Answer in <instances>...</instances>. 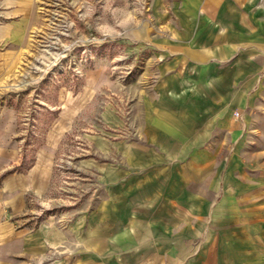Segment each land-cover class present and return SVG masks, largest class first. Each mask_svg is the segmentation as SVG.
Listing matches in <instances>:
<instances>
[{
  "label": "rangeland",
  "instance_id": "374dc122",
  "mask_svg": "<svg viewBox=\"0 0 264 264\" xmlns=\"http://www.w3.org/2000/svg\"><path fill=\"white\" fill-rule=\"evenodd\" d=\"M201 1L0 0V13L15 5L29 20L25 44L0 81V111H15L27 161L60 119L65 125L49 191L10 219L63 232L40 264L60 257L67 264H206L209 252L234 251L225 240L264 235L256 213L264 207V0L251 10L227 0L228 19L220 21L203 20ZM169 77L171 151L196 145L173 159L171 173L176 182L193 176L192 195L179 196L177 185L154 203L126 189L121 176ZM213 120H222V131H212ZM106 241L110 260L103 259ZM89 253L94 260H85Z\"/></svg>",
  "mask_w": 264,
  "mask_h": 264
},
{
  "label": "crops",
  "instance_id": "0c3cea01",
  "mask_svg": "<svg viewBox=\"0 0 264 264\" xmlns=\"http://www.w3.org/2000/svg\"><path fill=\"white\" fill-rule=\"evenodd\" d=\"M232 3L238 7V10H251L260 3V0H233ZM200 4H198L200 7L203 6V9L201 7L203 20L220 21L222 16L223 19H228L223 13L224 6L228 5L227 0H203ZM14 6H6L7 9L0 13V81L11 72L13 54L25 44L29 30V20L26 15L16 12L17 9ZM234 16L235 14L231 16V20H234ZM205 57L207 54L203 55V59ZM201 58L202 56H193L192 59L195 62H203ZM167 79L168 82L162 84L163 87H160L156 94V100L160 106L151 108L145 115L147 119L144 120L145 125L141 131L142 144L134 146L135 157L126 159L129 172L121 176L127 179L124 184L126 189H135L136 196L155 198L154 203L160 197H172L178 188L181 192L179 196L192 195L189 186L193 181V176L182 174L180 182H176V178L171 173L174 160H183L189 156L192 146L196 145L190 143L187 149L181 145L179 148L184 147V151H171V142L176 139L172 136L174 129L171 128L175 123L172 119L174 113L171 112V77ZM213 121L215 125L212 126L215 129L212 131L217 128L222 131L224 127L222 120L219 123ZM229 126L233 131L239 130L238 122L234 125L230 123ZM64 128V121L60 119L30 162L26 159L27 145L26 149L21 150L15 138L18 129L15 111L8 107L0 111V264H30L31 261H39L40 264L46 261V251L50 246L64 241L63 232L53 224H43L32 230L30 225L17 226L14 221L10 220L12 216H20L28 211L31 196L45 195L49 191L55 151ZM206 128L205 130H208V125ZM201 141H208V137L203 136ZM209 162L210 159L207 160L204 157L202 163L208 164ZM197 177L199 178L195 176L194 181H197ZM205 183L207 184L208 181L206 180ZM177 185L178 188H176ZM195 195L206 196L205 193ZM260 212L264 216V207L262 211L256 213ZM139 218L145 220L142 215ZM261 230L264 232V228ZM257 231L259 230L247 239L234 238L228 243H226L228 239L225 240L224 244L232 245L234 251L229 252L224 249V252L216 255L209 252L205 254L206 264H264V248H260L261 245L264 246V235L256 236ZM105 244L107 251L103 259L110 260L111 242L106 241ZM235 244L237 247L234 246ZM88 255L90 258L83 255L85 260L95 259V253ZM68 259L69 257H60L55 264H67Z\"/></svg>",
  "mask_w": 264,
  "mask_h": 264
}]
</instances>
